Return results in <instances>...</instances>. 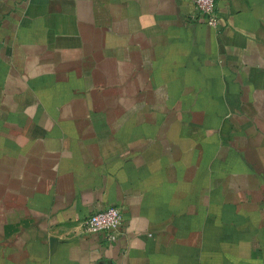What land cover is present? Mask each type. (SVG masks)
Returning a JSON list of instances; mask_svg holds the SVG:
<instances>
[{"label": "crops", "instance_id": "0c3cea01", "mask_svg": "<svg viewBox=\"0 0 264 264\" xmlns=\"http://www.w3.org/2000/svg\"><path fill=\"white\" fill-rule=\"evenodd\" d=\"M192 10L0 0V264H264V0Z\"/></svg>", "mask_w": 264, "mask_h": 264}, {"label": "built area", "instance_id": "2783aa9c", "mask_svg": "<svg viewBox=\"0 0 264 264\" xmlns=\"http://www.w3.org/2000/svg\"><path fill=\"white\" fill-rule=\"evenodd\" d=\"M193 10L190 19L195 22H204L210 26H219L217 0H192ZM125 222L124 210L120 205L112 204L104 209L92 212L84 221L86 233L104 234L108 241L115 242L122 234Z\"/></svg>", "mask_w": 264, "mask_h": 264}]
</instances>
